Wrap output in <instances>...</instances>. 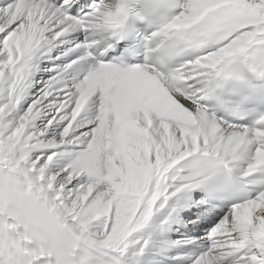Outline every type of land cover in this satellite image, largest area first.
<instances>
[{"label": "snow or ice", "instance_id": "obj_1", "mask_svg": "<svg viewBox=\"0 0 264 264\" xmlns=\"http://www.w3.org/2000/svg\"><path fill=\"white\" fill-rule=\"evenodd\" d=\"M0 264H264V0H0Z\"/></svg>", "mask_w": 264, "mask_h": 264}]
</instances>
